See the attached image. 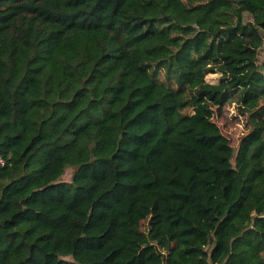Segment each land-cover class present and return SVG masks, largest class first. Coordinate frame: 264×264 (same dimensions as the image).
<instances>
[{
  "label": "trees",
  "instance_id": "obj_1",
  "mask_svg": "<svg viewBox=\"0 0 264 264\" xmlns=\"http://www.w3.org/2000/svg\"><path fill=\"white\" fill-rule=\"evenodd\" d=\"M0 159V264H264V0H0Z\"/></svg>",
  "mask_w": 264,
  "mask_h": 264
},
{
  "label": "rangeland",
  "instance_id": "obj_2",
  "mask_svg": "<svg viewBox=\"0 0 264 264\" xmlns=\"http://www.w3.org/2000/svg\"><path fill=\"white\" fill-rule=\"evenodd\" d=\"M181 1L186 6H189L193 4L195 0ZM252 19V15L248 12H245L244 20L251 21ZM221 77V72H215L208 74L207 79L212 83H217ZM243 110L237 103L226 104V106L220 112L215 110L214 121L221 127L223 133H225L234 144L239 143L241 136L246 131L245 113H243ZM74 170L75 169L73 167H68L62 174L61 179L70 181Z\"/></svg>",
  "mask_w": 264,
  "mask_h": 264
},
{
  "label": "built area",
  "instance_id": "obj_3",
  "mask_svg": "<svg viewBox=\"0 0 264 264\" xmlns=\"http://www.w3.org/2000/svg\"><path fill=\"white\" fill-rule=\"evenodd\" d=\"M0 162L2 163L3 161L0 159Z\"/></svg>",
  "mask_w": 264,
  "mask_h": 264
}]
</instances>
